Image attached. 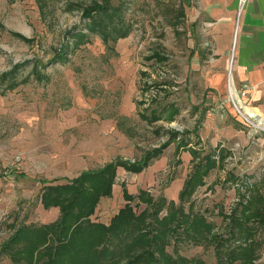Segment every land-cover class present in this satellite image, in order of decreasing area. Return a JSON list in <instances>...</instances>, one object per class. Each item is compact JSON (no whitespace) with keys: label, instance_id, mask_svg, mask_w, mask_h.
Masks as SVG:
<instances>
[{"label":"rangeland","instance_id":"rangeland-1","mask_svg":"<svg viewBox=\"0 0 264 264\" xmlns=\"http://www.w3.org/2000/svg\"><path fill=\"white\" fill-rule=\"evenodd\" d=\"M93 2L101 0H0V75L19 66L0 82V243L20 222L44 223L48 212L59 210L40 202L44 181L61 184L82 172L53 180L31 176L20 171V158L13 153L24 127L43 131V125L67 111L76 125L75 144H103L105 155L86 170L119 158L134 162L167 143L140 172L116 166L111 194L100 197L91 220L108 223L126 203L138 202L140 190L178 203L193 155L196 161L211 155L220 165L203 175V184L190 197L211 231H202L206 237L197 236L196 242L171 239L166 250L204 264H246L224 255L231 249L240 254L246 243L242 237L219 247L217 240L228 235L223 216L243 197L264 193V126L231 116L222 101L214 103L201 88L196 0H110L121 8L113 22L120 17L118 29L128 25L129 31L107 41L85 26L89 19L82 9ZM79 33L84 34L76 39ZM60 51H66L65 57L56 58ZM153 113L159 119L150 122ZM222 123L233 126L232 135H213L216 126L226 127ZM184 206L187 210L188 201ZM256 237L264 238V227ZM255 254L249 264H264V239ZM0 264L14 263L0 255Z\"/></svg>","mask_w":264,"mask_h":264},{"label":"trees","instance_id":"trees-1","mask_svg":"<svg viewBox=\"0 0 264 264\" xmlns=\"http://www.w3.org/2000/svg\"><path fill=\"white\" fill-rule=\"evenodd\" d=\"M120 10V6H112L110 0L84 6L82 16L89 19L85 25L87 30L98 33L105 41L111 37L116 40L119 36H125L129 31L128 25L121 31L117 27L118 22L122 23L120 17L118 22H113ZM83 34L79 33L75 38ZM65 55L66 51H60L56 58ZM14 67L12 71L0 75V82L15 74L19 66ZM3 93L0 83V95ZM157 119L159 116L155 113L149 118L150 122ZM175 134L171 133L170 136L176 138ZM186 142L179 140V143ZM166 145L164 143L146 151L145 156L134 162L119 158L100 168L84 170L65 183L44 181L40 202L46 208L58 207V217L47 223L20 222L0 243V255L8 256L14 264H204L196 259L171 254L166 247L171 239L196 242L197 236L199 240L206 237L207 234H201L202 231H211V224L193 210L190 201L196 187L203 184V175L220 165L211 155L197 161L196 155H193L192 171L179 192L178 203L164 196L154 199L147 191L140 190L138 202L134 206L126 203L108 223L90 219L100 197L111 194L116 166L124 165L133 172H140L159 156ZM258 191L248 199L243 197V201L231 213L223 216L229 223V230L226 237H218L217 247L232 238L242 237L246 242L240 254L231 249L224 253L226 258L237 256L242 258L241 262L249 264L263 244L264 238L256 237L264 227V193ZM124 198L129 201L133 199L125 191ZM187 201L186 210L184 205ZM140 203L146 206L141 210L134 209ZM250 221L255 226L249 225Z\"/></svg>","mask_w":264,"mask_h":264},{"label":"crops","instance_id":"crops-1","mask_svg":"<svg viewBox=\"0 0 264 264\" xmlns=\"http://www.w3.org/2000/svg\"><path fill=\"white\" fill-rule=\"evenodd\" d=\"M238 1L196 0V32L201 47L196 51V78L210 100L222 101L230 115L239 119L227 99L231 80L235 91L245 93L242 101L264 122V0H246L239 15ZM68 118L66 111L43 125V131L37 126L20 131L15 147L13 144V153L22 164L20 171L26 170L31 176L44 174L47 180L72 177L105 155L103 144H75L72 129L76 125ZM211 121L207 120L209 124ZM224 125L223 129L216 126L213 135H232L233 126H220ZM58 212L54 208L43 222L55 220Z\"/></svg>","mask_w":264,"mask_h":264},{"label":"built area","instance_id":"built-area-1","mask_svg":"<svg viewBox=\"0 0 264 264\" xmlns=\"http://www.w3.org/2000/svg\"><path fill=\"white\" fill-rule=\"evenodd\" d=\"M246 0H239L238 1V15L240 13L241 8L243 7L244 3ZM228 91H227V98L230 100V103L232 107L234 108L235 113L237 114L238 117H240L242 120L251 123L255 127H262L258 126V123L256 122L259 118L258 115H253L254 114V109L251 107H247L246 104L242 101V98L244 96L243 91H235L234 89V94L232 93L231 86H230V80L228 81ZM248 108V109H247ZM249 108L251 111H249Z\"/></svg>","mask_w":264,"mask_h":264},{"label":"bare ground","instance_id":"bare-ground-1","mask_svg":"<svg viewBox=\"0 0 264 264\" xmlns=\"http://www.w3.org/2000/svg\"><path fill=\"white\" fill-rule=\"evenodd\" d=\"M230 86H231V90H232V93L234 94V88H233V85H232V81L230 80ZM248 109V108H247ZM249 111H251L250 110V108H249ZM256 110H254V114L253 115H259V114H257L256 112H255ZM261 117V116H260ZM257 121V123H258V126L260 125V126H262L263 125V119L262 118H258V119H256Z\"/></svg>","mask_w":264,"mask_h":264}]
</instances>
